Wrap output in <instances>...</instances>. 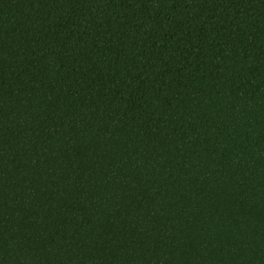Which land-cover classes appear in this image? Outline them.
<instances>
[{"label": "trees", "instance_id": "16d2710c", "mask_svg": "<svg viewBox=\"0 0 264 264\" xmlns=\"http://www.w3.org/2000/svg\"><path fill=\"white\" fill-rule=\"evenodd\" d=\"M0 264H264V0H0Z\"/></svg>", "mask_w": 264, "mask_h": 264}]
</instances>
